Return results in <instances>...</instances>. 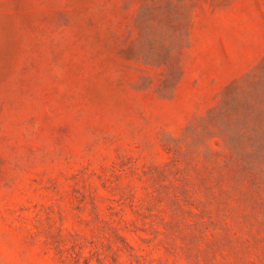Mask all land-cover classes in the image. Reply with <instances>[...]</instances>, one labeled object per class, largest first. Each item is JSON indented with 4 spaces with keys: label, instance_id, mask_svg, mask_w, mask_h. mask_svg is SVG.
<instances>
[{
    "label": "rangeland",
    "instance_id": "1",
    "mask_svg": "<svg viewBox=\"0 0 264 264\" xmlns=\"http://www.w3.org/2000/svg\"><path fill=\"white\" fill-rule=\"evenodd\" d=\"M0 264H264V0H0Z\"/></svg>",
    "mask_w": 264,
    "mask_h": 264
}]
</instances>
